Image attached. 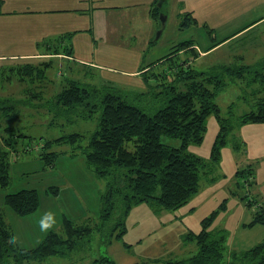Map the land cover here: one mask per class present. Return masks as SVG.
Here are the masks:
<instances>
[{"label":"rangeland","instance_id":"rangeland-1","mask_svg":"<svg viewBox=\"0 0 264 264\" xmlns=\"http://www.w3.org/2000/svg\"><path fill=\"white\" fill-rule=\"evenodd\" d=\"M156 6L166 19L159 37L156 36L158 31L154 34V45L140 54L130 53L120 45L111 50L89 48V62L94 66L90 67L91 75L83 81L84 85L90 81L92 87L102 93L109 87L131 94L143 93L146 86L155 85L157 79L152 74L161 73L170 65L169 59L165 66L154 65L143 74L134 76L131 71L139 72L145 65L154 64L174 50L176 44L187 40L204 50L228 39L218 46V51L191 64L197 71L211 65H252L264 59V19H261L264 18V0H159ZM250 24L253 25L238 33ZM192 59L193 55L184 50L174 57L184 67ZM6 62V66L11 63ZM61 62L59 59L47 71V79L35 80L32 86L19 80V75L7 72L3 75H8L7 79L0 83V97L15 101L10 115L0 111V137L4 128L13 127L33 138L32 141L17 139L14 150L7 155L10 182L0 188V211L15 236L17 247L22 250L37 247L49 231L63 235V219L74 226L93 227L100 222V196L105 191V181L93 175L82 153L87 137L96 128L99 110L88 120H69L63 116L52 117L42 105L66 79L69 68L64 63L62 69H58ZM57 72L59 76L54 79L52 74ZM31 91H40V101L30 98ZM260 97L259 85L250 77L234 78L232 82L226 79L214 102L221 118H228L233 128L220 150L219 161L206 166L207 172L197 192L181 208L156 213L146 204H137L122 218L125 234L120 239H112L109 245L102 243L104 229L108 230L104 228L93 231L88 240L82 239L71 253L23 264H92L102 256H108L115 264H164L169 259H185L195 255L197 250L194 243H183L182 237L187 231L198 232L200 221L213 211L217 212V217L211 229H223L227 233V251L221 264L229 261L231 251L240 254L264 241V225H247L259 208L264 212V124L238 122V117L252 109ZM137 104L149 113L164 105L161 98L155 99L151 94L140 97ZM205 125L202 142L188 145L187 153L210 162L219 124L213 115L207 118ZM77 132L84 137L76 145L52 144L47 151L58 155L51 166H45L38 152L43 140L52 141ZM162 142L179 145L178 140L171 138L162 137ZM2 148L8 152L7 148ZM23 189H35L38 207L34 213L19 216L4 205L3 198ZM245 200L257 203L249 208ZM222 204L224 210L219 209ZM45 211L55 214V224L41 231L38 221Z\"/></svg>","mask_w":264,"mask_h":264},{"label":"trees","instance_id":"trees-1","mask_svg":"<svg viewBox=\"0 0 264 264\" xmlns=\"http://www.w3.org/2000/svg\"><path fill=\"white\" fill-rule=\"evenodd\" d=\"M152 13L159 24V8L156 6ZM225 40L227 39L221 42ZM221 42L213 44L212 47ZM192 45V40L178 43L174 50L156 61L155 63L166 64L169 59L170 65L161 73L152 74L157 82L155 85L146 86L143 93L131 94L114 87L106 88L107 91L102 93V90L65 77L63 84H60L61 88L42 105L47 107L52 117L63 116L69 120H88L99 110L96 128L87 137L88 142L82 153L93 175L105 181V191L100 196V222L93 227L88 224L74 226L72 222L63 219V235L49 231L37 247L22 250L17 247L15 236L0 211V264H10L11 259L12 264H23L28 261H42L50 256H63L77 248L82 239L88 240L93 231L104 228L108 230L104 229L102 243L109 245L112 239H120L125 234L122 218L137 204H146L156 213L181 208L197 192L202 176L207 172L206 166L219 161L220 150L233 128L228 118H221L218 105L214 102L215 95L223 89L226 79L232 82L234 78L243 79L248 76L251 81L258 83L262 97L252 109L238 117V122L264 124V59L252 65L222 64L197 71L191 67V63L184 67L182 63L174 60L182 50L187 53L189 50L193 54ZM58 48L59 46L51 50V54H58ZM62 51L68 56L71 54L67 47ZM155 63L145 65L139 71L141 74L146 73ZM51 68L52 63L47 60L39 65L19 67L15 74L19 75V80L27 81L32 86L35 80L47 79L46 73ZM30 93V98H38L40 101V91ZM147 94L155 99L161 98L164 105L153 113L144 111L137 103L140 97ZM14 103L15 101L0 97V111L10 115ZM39 104L41 108V103ZM213 115L219 124V130L211 146L210 162H205L187 153V146L202 142L206 120ZM83 137V134L77 132L52 141L43 140L41 151H38L40 159L45 166H51L58 155L47 151L52 144L76 145ZM162 137L176 139L179 145L163 143ZM20 138L33 140L13 127L3 129V136L0 137V188H5L10 182L7 155L14 150L17 139ZM2 147L7 148L8 152ZM37 199L35 189H23L5 195L3 202L11 211L24 216L35 212L38 207ZM244 203L251 208L257 202L245 200ZM219 209L224 210L225 205H220ZM254 214L247 225H264L262 208ZM216 217L217 212L213 211L200 221L201 228L198 232L187 231L182 237L183 243L195 244V255L185 259H169L163 263L221 264L227 251V233L223 229H211ZM228 260L226 264H264V241L240 254L231 251ZM92 264L114 262L108 256H102Z\"/></svg>","mask_w":264,"mask_h":264},{"label":"crops","instance_id":"crops-1","mask_svg":"<svg viewBox=\"0 0 264 264\" xmlns=\"http://www.w3.org/2000/svg\"><path fill=\"white\" fill-rule=\"evenodd\" d=\"M158 1L0 0V83L7 79L8 75L3 77L6 72L15 74L24 65H39L47 60L53 65L61 59L58 69L66 63L67 77L84 84L94 66L89 62V48L111 50L120 45L130 53L140 54L154 45L159 24L152 12ZM58 45L69 48L71 54L62 51L63 47L58 48V54H51ZM218 46L202 50L193 44L189 63L210 56L220 49ZM6 61L11 62L9 66ZM132 74L141 72L131 71ZM52 76L55 79L59 74ZM89 82L86 84L92 86Z\"/></svg>","mask_w":264,"mask_h":264},{"label":"clouds","instance_id":"clouds-1","mask_svg":"<svg viewBox=\"0 0 264 264\" xmlns=\"http://www.w3.org/2000/svg\"><path fill=\"white\" fill-rule=\"evenodd\" d=\"M39 227L41 231H46L55 224V214L51 211H45L40 215Z\"/></svg>","mask_w":264,"mask_h":264},{"label":"water","instance_id":"water-1","mask_svg":"<svg viewBox=\"0 0 264 264\" xmlns=\"http://www.w3.org/2000/svg\"><path fill=\"white\" fill-rule=\"evenodd\" d=\"M158 7H160V5H158ZM166 17L163 14H159L158 16V22L160 24L159 29L157 30L158 32L156 33V36L159 37L158 35L160 34V29L164 27V21H165ZM160 30V31H159Z\"/></svg>","mask_w":264,"mask_h":264}]
</instances>
